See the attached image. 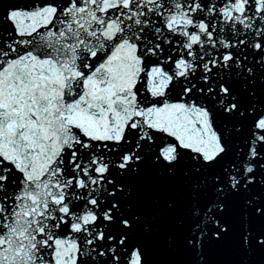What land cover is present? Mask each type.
Masks as SVG:
<instances>
[{
  "label": "snow or ice",
  "instance_id": "6c2138e0",
  "mask_svg": "<svg viewBox=\"0 0 264 264\" xmlns=\"http://www.w3.org/2000/svg\"><path fill=\"white\" fill-rule=\"evenodd\" d=\"M264 254V0H0V264Z\"/></svg>",
  "mask_w": 264,
  "mask_h": 264
},
{
  "label": "water",
  "instance_id": "95a60500",
  "mask_svg": "<svg viewBox=\"0 0 264 264\" xmlns=\"http://www.w3.org/2000/svg\"><path fill=\"white\" fill-rule=\"evenodd\" d=\"M136 204L150 219L155 218L159 234L152 246V258L156 264H175L181 257L166 246L165 238L176 230L171 213L167 212V203L179 201L181 197V182L163 181L153 175L146 176L137 183L135 189ZM212 264H239L242 256L233 249H214L209 253ZM250 264H264V254L256 253L248 257Z\"/></svg>",
  "mask_w": 264,
  "mask_h": 264
}]
</instances>
